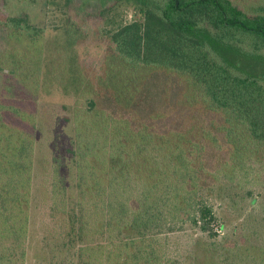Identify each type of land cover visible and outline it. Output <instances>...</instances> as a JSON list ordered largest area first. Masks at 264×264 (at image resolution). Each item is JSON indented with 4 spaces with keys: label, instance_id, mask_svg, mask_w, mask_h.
<instances>
[{
    "label": "trees",
    "instance_id": "16d2710c",
    "mask_svg": "<svg viewBox=\"0 0 264 264\" xmlns=\"http://www.w3.org/2000/svg\"><path fill=\"white\" fill-rule=\"evenodd\" d=\"M100 1L85 69L114 79L93 89H44L45 65L8 43L41 53L46 30L0 15V264L33 245L38 264H264V0ZM142 68L192 101L134 98Z\"/></svg>",
    "mask_w": 264,
    "mask_h": 264
},
{
    "label": "rangeland",
    "instance_id": "374dc122",
    "mask_svg": "<svg viewBox=\"0 0 264 264\" xmlns=\"http://www.w3.org/2000/svg\"><path fill=\"white\" fill-rule=\"evenodd\" d=\"M111 2L113 1L111 0L109 3ZM102 3L100 0H0V15L26 16L32 24L46 30L39 43L41 53H36L33 50L34 45L27 41L20 44L18 40L10 39L8 43L17 46L19 50H23V53L29 55L28 63L33 70L38 65H45L42 76L44 89L51 88L56 80L67 83L69 80L75 79L77 83L84 85L88 82L92 87L94 83H108L113 78L114 70L109 66L103 68L102 71L93 68L85 69V64L96 58L93 54L95 48H91L93 42L85 33L87 31L90 34V31L96 28L100 19ZM121 10L120 15L125 20L136 15L132 5H126ZM69 14L76 16L77 20L73 18L76 21H81L82 27L84 26L83 31H78L75 26L67 23L66 19ZM2 36L0 32V43ZM90 53H92L91 56ZM78 54L81 58L80 62ZM160 71V69L142 68L130 76L125 75V82L131 83L134 98L141 95L145 102L155 105L166 101L169 104L168 111H175L177 107L182 106V103L192 101V92L184 90L187 85L183 78L174 76L167 71L165 75ZM77 89L75 86L72 87V90L76 91ZM92 97L99 100V92L94 93ZM138 99L136 100L139 101ZM62 113L66 114V110H62ZM61 127L63 128V122ZM39 156L37 168L41 172L44 168L41 152ZM252 208L251 205L250 209ZM214 226L217 227L218 223H215ZM36 249L37 246L33 245L28 264H38V253H34Z\"/></svg>",
    "mask_w": 264,
    "mask_h": 264
},
{
    "label": "flooded vegetation",
    "instance_id": "af4514ba",
    "mask_svg": "<svg viewBox=\"0 0 264 264\" xmlns=\"http://www.w3.org/2000/svg\"><path fill=\"white\" fill-rule=\"evenodd\" d=\"M111 0H107V2L106 3H109ZM113 1V0H112Z\"/></svg>",
    "mask_w": 264,
    "mask_h": 264
},
{
    "label": "water",
    "instance_id": "95a60500",
    "mask_svg": "<svg viewBox=\"0 0 264 264\" xmlns=\"http://www.w3.org/2000/svg\"><path fill=\"white\" fill-rule=\"evenodd\" d=\"M92 103H89V105H91Z\"/></svg>",
    "mask_w": 264,
    "mask_h": 264
}]
</instances>
